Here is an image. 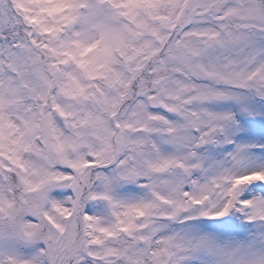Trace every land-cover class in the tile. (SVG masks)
Segmentation results:
<instances>
[{"label": "snow or ice", "instance_id": "1", "mask_svg": "<svg viewBox=\"0 0 264 264\" xmlns=\"http://www.w3.org/2000/svg\"><path fill=\"white\" fill-rule=\"evenodd\" d=\"M0 264H264V0H0Z\"/></svg>", "mask_w": 264, "mask_h": 264}]
</instances>
